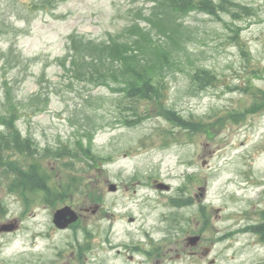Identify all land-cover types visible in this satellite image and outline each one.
<instances>
[{
    "label": "rangeland",
    "instance_id": "1",
    "mask_svg": "<svg viewBox=\"0 0 264 264\" xmlns=\"http://www.w3.org/2000/svg\"><path fill=\"white\" fill-rule=\"evenodd\" d=\"M232 1L249 13L234 15L242 10L231 6L219 17L178 14L154 0H0V132L9 135L1 119L13 107V124L36 148L35 157L4 160L39 162L50 181L48 195L12 191V174L0 166V225L15 224L0 232V264H153L175 236L199 228L211 246L200 264L211 257L210 264H264V243L250 231L234 232L264 210V108L249 113L252 99L241 90L246 82L264 90V0ZM134 24L155 39L137 50L155 64L160 104L131 103L127 84L102 68L92 81L72 66L71 36L82 46L111 33L136 50ZM198 68L218 81L200 87L192 78ZM162 107L184 122L172 123ZM84 144L92 155L80 153ZM63 145L67 155L58 156ZM153 179L171 190H153ZM98 199L102 208L92 213ZM64 203L88 209L86 222L57 228L53 211ZM146 231L168 243L149 244ZM173 255L163 263L198 264Z\"/></svg>",
    "mask_w": 264,
    "mask_h": 264
},
{
    "label": "trees",
    "instance_id": "2",
    "mask_svg": "<svg viewBox=\"0 0 264 264\" xmlns=\"http://www.w3.org/2000/svg\"><path fill=\"white\" fill-rule=\"evenodd\" d=\"M154 1H166L173 12L178 14H186L190 11H198L210 16L219 17L221 11H230L231 6L238 7V10L241 12L249 13L250 8L248 6L241 5L232 0H221L216 2L215 0H154ZM136 29L133 31L135 40V48L130 44L123 45L119 44L117 38H115L111 33L108 34V37L103 40H94V39H85L80 44L76 43V40L71 38V62L73 69L83 75L80 77L88 78L94 81V76L99 72V69L102 68V74H110L113 81L123 82L127 84V87L122 89L123 96L131 103H134L138 100H155L156 104L158 99L161 97L160 93V84L161 80L154 79V70L155 64L152 65L149 60L150 55L148 53L141 54L142 52L138 51L140 47L143 46L144 40H155L150 35H144V33L137 30L139 27L137 24H134ZM130 28L129 30H132ZM141 36V37H140ZM140 37V39H139ZM139 39V40H138ZM117 47H120L118 51ZM159 46L154 48V53L159 51ZM82 59L81 62L78 60ZM118 63L121 68H130L127 71L126 75L115 70V64ZM79 64H84L86 69L81 70ZM118 76V77H117ZM193 80L200 86L214 85L218 81L216 74L211 73L209 69L198 68L194 71L192 75ZM110 79V80H111ZM108 81L104 80L101 83H107ZM241 90L249 95L252 99V109L249 110V113H255L257 110L264 108V90L256 88L252 83L246 82V85L241 88ZM156 106V105H155ZM158 106V107H157ZM157 108L161 106L157 105ZM131 109L133 107L131 106ZM163 112L165 116L173 123H182L184 122L180 116L175 113L173 110L162 107L160 113ZM142 117V116H141ZM141 117H136L132 121H122L126 123L134 124L138 122ZM17 118L16 109L11 107L8 113L5 114V117L1 119L2 126H7L9 130V135L4 132H0V166H4L8 171V174H12V182L10 184L12 191H19L21 193L26 190L31 191H42L46 195L50 194V181L48 176L40 169L39 162H30L25 167L12 162H5L4 158L9 154H24L25 156H32L36 152L34 147H31V141L28 138H22L19 130L13 124V121ZM68 150L65 146L58 152V156L67 155ZM86 154L90 155L89 148L86 150ZM36 154H33L32 157H35ZM10 169V171L8 170ZM23 191V192H22ZM259 228H264V223Z\"/></svg>",
    "mask_w": 264,
    "mask_h": 264
},
{
    "label": "flooded vegetation",
    "instance_id": "3",
    "mask_svg": "<svg viewBox=\"0 0 264 264\" xmlns=\"http://www.w3.org/2000/svg\"><path fill=\"white\" fill-rule=\"evenodd\" d=\"M156 180L157 179H153L150 182L151 188L153 190L159 192V193H164L165 192L164 189L159 188V187L156 186V184H155ZM116 189H117V185H116L115 190ZM179 200H181L182 202L191 201V199L190 200L188 198L184 199L182 197H179ZM197 200L199 201V199H197ZM168 201L176 203V201H178V199H174V197H171L170 199H168ZM96 203H98V204H96V207H95L96 209L94 210V212L92 211V213H95L97 211L100 212V210L102 208L101 202L99 201V199L97 200ZM191 203L192 202H190L188 204H191ZM65 205L71 206V208H73L77 212V214L79 216L77 218V220L75 222L69 224L67 228H74V227L80 225L82 222H86V214L85 213H88V209L80 210L75 205H73L71 203H66ZM262 214H264V213H262ZM259 215L257 216V220L254 221V219H253V220H251V222H247L244 226L239 227V229H236L234 232L241 231V232L245 233V232H249L250 231L258 239V240L256 239V241L258 243H264V228H259L258 227V226H260V225H262L264 223V215H261V216H259ZM246 217L247 216H245V218ZM247 219L249 220L248 217H247ZM128 221L129 222H133L134 221V217L133 216H129L128 217ZM159 224L157 226H159ZM160 225L162 226L163 223H161ZM152 229H153L152 231L155 230L154 228H152ZM150 233H151V231H146L145 232V234H146L145 240H147V242L149 244L154 242V240H157L158 243H163V245L168 243V241H166L168 236H164L162 238L154 239ZM203 234H204L203 230L201 228H199V229H195V230L190 231V232L186 231L181 236H175L173 241H172L171 249L165 250L162 253L163 254L162 257H158L157 256V255H161V254H155L156 257L154 259V263L153 264H164L163 261H164V259L166 258V256L169 254V252L171 250L173 251V253H174L173 256L175 258H179L182 255H186L187 254V255L193 256L195 258L194 262H198V264H200L199 262H200L201 258H205V259L208 258V255H209L210 249H211V246L208 245L206 240L203 238L204 237ZM203 241L205 243H203ZM147 252H149V251H147ZM168 257L171 258L170 255ZM128 258L131 259L132 255H129ZM214 261H215V258L211 257V258H209L208 263L207 262H205V263L206 264H210V263H214Z\"/></svg>",
    "mask_w": 264,
    "mask_h": 264
},
{
    "label": "water",
    "instance_id": "4",
    "mask_svg": "<svg viewBox=\"0 0 264 264\" xmlns=\"http://www.w3.org/2000/svg\"><path fill=\"white\" fill-rule=\"evenodd\" d=\"M76 215L71 211V209L67 206L58 209L54 214V222L58 226H64L70 220L75 219ZM15 228V224L13 222L4 223L1 225L0 230H12Z\"/></svg>",
    "mask_w": 264,
    "mask_h": 264
}]
</instances>
